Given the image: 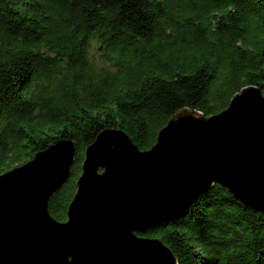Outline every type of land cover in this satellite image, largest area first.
Instances as JSON below:
<instances>
[{
  "label": "trees",
  "instance_id": "trees-1",
  "mask_svg": "<svg viewBox=\"0 0 264 264\" xmlns=\"http://www.w3.org/2000/svg\"><path fill=\"white\" fill-rule=\"evenodd\" d=\"M246 86L264 92V0H0V174L72 139L49 200L64 221L102 130L147 150L178 111L218 113ZM142 235L179 264H264V212L220 184Z\"/></svg>",
  "mask_w": 264,
  "mask_h": 264
},
{
  "label": "water",
  "instance_id": "water-1",
  "mask_svg": "<svg viewBox=\"0 0 264 264\" xmlns=\"http://www.w3.org/2000/svg\"><path fill=\"white\" fill-rule=\"evenodd\" d=\"M75 155L74 141L61 139L0 174V264H179L142 234L215 184L264 212V92L246 86L211 115L184 108L147 150L121 128L102 130L60 221L49 200Z\"/></svg>",
  "mask_w": 264,
  "mask_h": 264
},
{
  "label": "rangeland",
  "instance_id": "rangeland-1",
  "mask_svg": "<svg viewBox=\"0 0 264 264\" xmlns=\"http://www.w3.org/2000/svg\"><path fill=\"white\" fill-rule=\"evenodd\" d=\"M92 57L97 62H101L102 64L104 63V61H102V53L99 50V45L96 42L93 43V47H92ZM16 166H18V165H16ZM16 166H14V167H16ZM14 167H12V168H14Z\"/></svg>",
  "mask_w": 264,
  "mask_h": 264
}]
</instances>
